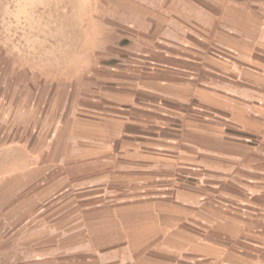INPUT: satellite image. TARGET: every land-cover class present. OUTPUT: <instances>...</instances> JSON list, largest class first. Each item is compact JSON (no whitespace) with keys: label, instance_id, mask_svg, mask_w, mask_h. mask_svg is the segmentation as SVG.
I'll use <instances>...</instances> for the list:
<instances>
[{"label":"crops","instance_id":"1","mask_svg":"<svg viewBox=\"0 0 264 264\" xmlns=\"http://www.w3.org/2000/svg\"><path fill=\"white\" fill-rule=\"evenodd\" d=\"M121 4L78 88L11 105L0 184L70 186L78 264H264V0Z\"/></svg>","mask_w":264,"mask_h":264},{"label":"rangeland","instance_id":"2","mask_svg":"<svg viewBox=\"0 0 264 264\" xmlns=\"http://www.w3.org/2000/svg\"><path fill=\"white\" fill-rule=\"evenodd\" d=\"M122 1L0 0V106L10 109L9 122L0 125V140L13 138L5 136L11 130V105L26 104L36 89H47L56 99L58 90L68 93L78 88V67L94 48L105 49L108 37L112 40L115 20L111 17L122 20L118 11ZM133 1L155 5L166 0ZM36 134H29L30 143L24 145L34 149V159L26 160L20 152L16 160L20 168L40 167L42 144H37ZM14 138L28 137L16 134ZM4 158L13 162L10 151L0 152V162ZM59 185L51 184L50 198L35 192L32 205L26 192L12 199V186L0 184V264H78L76 193L59 191L66 184Z\"/></svg>","mask_w":264,"mask_h":264}]
</instances>
